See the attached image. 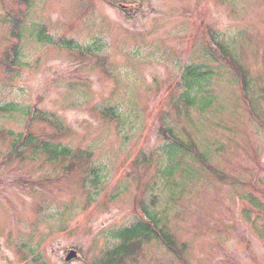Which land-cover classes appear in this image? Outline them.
Listing matches in <instances>:
<instances>
[{"label": "rangeland", "instance_id": "1", "mask_svg": "<svg viewBox=\"0 0 264 264\" xmlns=\"http://www.w3.org/2000/svg\"><path fill=\"white\" fill-rule=\"evenodd\" d=\"M142 209L179 258L116 264H264V0H0V264H105Z\"/></svg>", "mask_w": 264, "mask_h": 264}, {"label": "trees", "instance_id": "2", "mask_svg": "<svg viewBox=\"0 0 264 264\" xmlns=\"http://www.w3.org/2000/svg\"><path fill=\"white\" fill-rule=\"evenodd\" d=\"M68 44L71 46V43L68 42L67 45ZM16 55L17 54L15 52L14 60L16 59ZM199 77H201V75L199 73L198 68L189 67L185 69L183 74V80H185V85L187 86L188 90H191L193 86H195V83L198 82ZM185 99L186 103L189 105L192 104L194 101V99L188 97V94H185ZM3 109L6 111H13L14 106L8 105L3 107ZM31 117L32 118H30V121H32L34 118H42L39 112L35 113V110L31 114ZM171 136L174 139L173 146L176 145L177 147H180L188 152L189 146L187 144H184L183 141H181L179 138L174 137L173 135ZM17 137L18 138L14 142L15 145H13V152L19 151L20 148H27L29 146H32V148H34L37 153L52 155L59 154L61 156H68L69 154H73V152L67 147H61L60 145H52L49 142L45 141H38L34 136H31V134L29 133H22L20 135H17ZM141 213H144L145 218L139 220L134 225L124 228L114 234L121 240V242L109 252V257L106 259L105 264H116V261L118 259L122 257H127L130 254L131 247H133L134 245L139 246L142 242L150 240L152 238L157 239L160 243L163 244V246L168 250V252L179 258V249L176 247L169 234L165 233L164 226L158 228L160 224V217H158L155 212L151 213L145 209H142Z\"/></svg>", "mask_w": 264, "mask_h": 264}, {"label": "water", "instance_id": "3", "mask_svg": "<svg viewBox=\"0 0 264 264\" xmlns=\"http://www.w3.org/2000/svg\"><path fill=\"white\" fill-rule=\"evenodd\" d=\"M76 256L75 251L70 250L69 252H67V255L65 256V261H69L71 258H74Z\"/></svg>", "mask_w": 264, "mask_h": 264}, {"label": "flooded vegetation", "instance_id": "4", "mask_svg": "<svg viewBox=\"0 0 264 264\" xmlns=\"http://www.w3.org/2000/svg\"><path fill=\"white\" fill-rule=\"evenodd\" d=\"M254 201H255V199H254ZM253 206H254V204H253ZM258 206H259V204H258ZM258 210H259V207H257V208L253 207V211H258ZM256 231H258V228H256Z\"/></svg>", "mask_w": 264, "mask_h": 264}]
</instances>
